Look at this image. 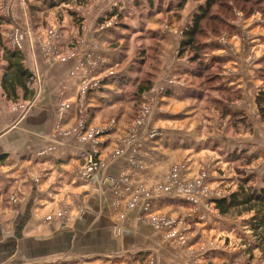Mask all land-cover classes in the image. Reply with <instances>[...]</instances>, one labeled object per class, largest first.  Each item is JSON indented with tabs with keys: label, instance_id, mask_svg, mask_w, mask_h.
Wrapping results in <instances>:
<instances>
[{
	"label": "crops",
	"instance_id": "crops-1",
	"mask_svg": "<svg viewBox=\"0 0 264 264\" xmlns=\"http://www.w3.org/2000/svg\"><path fill=\"white\" fill-rule=\"evenodd\" d=\"M91 2V10H85L86 17L80 23L83 33L74 38L77 45L72 49L67 46L66 35L72 33L74 27L60 25L52 13L46 22L49 27L58 26L59 36L46 35L48 26L45 30H37V34L32 33L28 24L23 26L21 23L22 27L17 28L22 67L35 85L29 96L24 97L21 90H17L19 100L13 108L7 107L5 100L0 102V194H6L10 186L17 183L23 188L15 203L6 207L0 203V264H140L146 253L149 264H182L184 259L187 261V255L172 249L170 243L163 240L162 233L144 220L142 206L149 199L137 192L138 200L128 213L124 211L125 203L138 185L147 183L152 165L183 159L175 154L177 152L197 154L205 146H213L225 157L233 147L246 151L248 146L247 138L230 143L226 139L228 136H220L219 132L217 137L215 131L211 136L199 134L198 123H195L199 110L187 104L189 101L201 102L202 96L183 97L178 93L163 96L160 93L166 88L169 77L183 66L174 60L178 40L166 31H163L166 49L160 55L159 79L152 91L140 98L146 105L158 102L160 109L151 113L150 118L153 115L160 123L155 128L159 136L156 142L149 143L144 134L135 133L132 139L137 140L135 149L132 145H124L127 129L120 124L121 115L115 111L121 104L134 103V94L130 90L138 79L130 74L132 63L124 68L130 61L125 64V59L121 63L124 54L106 47L114 44V36L122 38V35L110 29L100 31L96 25L98 19L117 8L120 1L100 0L95 5ZM16 4L22 6L21 1ZM244 28V31L251 32L247 24ZM230 39L224 38L220 51V60L226 64L225 72L232 69L221 77L222 85H240L242 98L237 106H227L231 113L253 115L251 84L254 78L244 70L241 46L237 47ZM249 39L246 47L250 50L246 55L253 63L257 48L253 43L258 37L253 35ZM167 48L170 49L168 53ZM109 67H115L112 76L106 75ZM99 80H103L100 90L83 94L86 83ZM27 85L30 87L29 83ZM2 93L7 99L3 90ZM83 98L86 99L87 117L79 126L77 109ZM61 104L67 108L59 119ZM210 111L206 112L208 127H216L218 114ZM110 117L115 118V123H108ZM147 124L151 125L150 122ZM90 130L98 132L87 137ZM220 138L222 141L218 142ZM92 150L97 151L103 169L96 179L86 183L79 177V169ZM114 180L118 181L116 188H120L123 201L116 210L115 193L118 189L115 190L112 184ZM167 198L175 199L172 196ZM152 199L151 214L171 207L167 199L158 205ZM189 210L187 208L186 212ZM118 216H122L121 221ZM115 222L122 229L119 236H115L111 229ZM34 257L39 260L33 263L31 258Z\"/></svg>",
	"mask_w": 264,
	"mask_h": 264
},
{
	"label": "rangeland",
	"instance_id": "rangeland-1",
	"mask_svg": "<svg viewBox=\"0 0 264 264\" xmlns=\"http://www.w3.org/2000/svg\"><path fill=\"white\" fill-rule=\"evenodd\" d=\"M15 1L0 0V81L7 65L4 59L6 56L5 52L16 51L22 53V50H20V33L17 29L22 27L21 23H23V26L28 24L33 34L45 30L48 26L45 30L46 35L49 34L51 37L54 35L59 36L60 29L58 26L49 27L48 22H46V18L50 16L49 13H52L53 19H57L60 25L68 24V26L74 27L73 32L66 35L68 40L67 46L72 49L77 45L73 41L74 38L83 33L81 29L83 25H80V23H83L86 17L85 10H91L90 2L92 0H88L87 3H84L83 0H17L18 4L19 1L22 3L20 7ZM118 1H120L118 7L112 8L111 12H105L98 19L96 25H98L100 31L110 29L114 30L116 34L122 35V38L114 36V44H107L105 46L107 48L118 49L124 54L121 63L125 59V64L130 61L127 66L124 65V68H127L132 63L133 66L130 67L132 69L131 75L138 78L140 82L151 79L152 86H156L162 66L160 55L166 49L165 42L163 41V35L165 34L163 31L170 33L171 37L178 40L176 49L174 50V60L179 61L183 66L180 69L178 68L169 77L170 79L166 84V92L169 95H176L178 93L183 97L190 95L187 93L190 90L204 93L201 102L189 101L187 104L192 109L199 110L195 123H198L197 129L200 135L211 136L212 132L215 131V137L218 136L217 133L219 132L220 136H228L226 139L230 143L233 140L240 141V139L246 138L248 140L246 149L245 144L243 145V149L246 151L243 150V152L240 150L241 148L233 147L231 152L226 153L225 157L221 155L219 149L203 145L205 148L199 150L197 152L198 155L191 151H180L175 154L180 155L183 159L175 163L168 164L166 161V163L160 162L159 164L152 165L150 169L152 170L151 175L147 183L138 185L137 190L125 203V213H128V210L133 208L137 202L138 197L136 195L139 191L149 199L148 203H150V200H153L152 197L157 201V205L159 202L167 199L166 201L171 205V209L168 208L167 211L161 210L151 214L150 210L153 206L148 208L146 206L148 203H145L142 206V213L145 215L144 220L146 223L151 228H156L157 231L161 232L163 240L170 243L172 249L187 255V261L184 259V262H181L182 264H264V249L261 250L259 247L256 249L257 240L253 237L250 225L248 224L255 213H243L240 217L233 215L232 217L225 218L215 210L213 202L215 199H223L229 197L232 193L238 192L239 186L243 181L246 183V188L250 187L255 191L264 190V120H262L258 106L255 103L257 96L264 86L263 13L258 12V7H253L257 12H254L251 16H246V14L240 13L237 9L233 13L232 10L216 6L212 12L218 13L231 21V24H233L232 31L234 32L228 33L224 31V28L219 27L222 29L220 36L209 37L207 41L201 39L206 44H216L214 50H207L203 54L204 61L206 63L210 61L207 72L203 73V70L198 69L202 67L200 62L190 63L187 54L182 55V58L178 57L179 43L183 37V32L190 27L192 15L196 12L197 5L200 3L193 0ZM136 1H138V5L134 4ZM231 1L233 2V0ZM96 2L92 1L91 5H95ZM180 5L183 6L180 8ZM150 6H153L152 9H149ZM261 6L264 8V2ZM246 9H250V6L247 5ZM114 10L116 12H112ZM243 23L248 25L247 29H251L249 30L251 32L244 31ZM208 28L210 29V27ZM253 35H257L258 39H254L256 42L253 44L257 48L253 55L254 62L252 63L251 60L248 61V56L246 55L250 50L247 49L246 43ZM226 37L231 38L230 40L237 47L238 45L241 46V58L244 62V70L254 78H252L253 83L251 84L254 91L255 106L253 115L242 112L236 114V112H233L236 115L235 117L224 116L223 118L222 107L209 100L211 98L223 99L225 97V95L211 90L213 83H210L211 80L209 79L213 78L215 80L216 77H223V75L228 74L232 70L230 68L227 69L229 72H225V62L213 61L221 59L220 51L223 49L222 44ZM70 40L71 42H69ZM218 47L221 48L219 49ZM168 52H170L169 48H167L166 53ZM170 56L169 59H171ZM105 72L106 75L112 76L115 73V67H109ZM128 81H131L130 78ZM28 82L30 90L33 89L32 87L35 85V82L31 76ZM224 86L232 89L233 92L228 97L233 100L240 93L239 100L228 103L229 106L233 104L237 106V103L242 98L241 86L238 85L237 87L231 83ZM2 90L0 83V102L4 103L2 100H5L8 104L7 107L13 108L18 102L3 97ZM132 91L131 89L130 92ZM152 93L155 92L153 91ZM164 95L168 94L165 93ZM139 101L121 104L115 111L116 114L121 115L120 124L127 129V134L123 137L124 145H132L131 147L134 149L137 140L136 138L135 140L132 139H134L135 133L144 134L150 140L148 141L149 143L156 142L159 136V132L155 128H158L160 123H158L157 119H154L155 116L152 115L150 118L151 113H157L156 110L160 109L158 102L153 101L146 105L140 99ZM85 102L86 99L84 98V102L77 109V123L79 126L84 124L83 121L87 117ZM211 109L216 111L219 121H217L216 127L210 125L209 128L206 112H212L210 111ZM123 114L125 115L122 117ZM110 118L112 119L108 123H115V118ZM152 119H154L156 124L152 122ZM147 122H150L151 125L149 126ZM97 132L90 130L87 137H91ZM212 139L215 138L212 137ZM218 140H220L218 142L222 141L221 138ZM133 141L135 142L131 144L130 142ZM114 153L116 154L117 151ZM230 153L234 157L238 156V159L233 160L230 157L232 155H229ZM97 161L98 165L96 164V166H87L85 162L81 165L79 175L87 171L91 175V180L86 183H91L102 171L103 163L99 156L97 157ZM164 163L166 167H164ZM0 174H2V169H0ZM112 182L115 190L118 189L117 194L115 193V199L117 200L114 209L116 210L120 208L123 201L121 199L120 188H116L118 187V181L114 180ZM11 189L12 191L10 192ZM22 193L23 188L18 183L15 186L12 185L6 194H0V203L4 207L10 206V203H15L14 201L18 200ZM169 196L175 199L169 200L167 198ZM187 208L190 210L186 212ZM121 219L122 216H118V220L121 221ZM169 224L173 227V230L167 228ZM111 229L115 236H119L122 232L121 227L116 222L112 225ZM143 258L140 264H149L147 253L144 254ZM178 258L180 259V257ZM31 259L33 263L35 262L34 260H39L36 257Z\"/></svg>",
	"mask_w": 264,
	"mask_h": 264
},
{
	"label": "trees",
	"instance_id": "trees-1",
	"mask_svg": "<svg viewBox=\"0 0 264 264\" xmlns=\"http://www.w3.org/2000/svg\"><path fill=\"white\" fill-rule=\"evenodd\" d=\"M87 1L88 0H83L84 3H87ZM193 1H196L200 4L197 5V10L192 15V22L190 24V27L183 32V37L179 43L178 57L182 58V55L187 54V57H189L188 58L189 62L190 63L200 62L202 67H199L198 69H201L203 70V73H206L210 65V61L206 63L203 59L204 58L203 54L207 50L209 51L212 49L214 50L216 48L215 47L216 44L213 43L214 46L209 45L208 43L206 44L205 41H207L209 37L220 36V34H222V29L219 27L224 28L225 30L224 29L223 30L225 32L228 33L234 32L232 31L233 24H231V21L225 19L224 16L218 13L212 12V10L216 6H219L225 8L226 10H232L233 13L234 11L236 12L237 9L238 11H240V13H244L246 14V16H251V14L257 12L255 9H253V7H258V12H262L263 13L262 16H264V8L261 6L264 0H233V2L231 0H193ZM137 2L138 1H136L134 4L136 5ZM247 5L250 6V9H246ZM182 6L183 5H180V8ZM152 7L150 6L149 9H152ZM112 12H116V10ZM208 27H210L211 30ZM208 30H210V32H208ZM201 39L205 41L203 42V40ZM5 53L6 56L4 59L7 65L5 67L6 68L5 73L1 78L0 83L3 91L5 92L6 97L13 101L18 100L19 99L17 95L18 89L21 90L24 97L26 95L28 96L32 95V91L29 89L27 85V83H29L28 81L30 75L27 73L24 67H22V60H23L22 54L16 51L13 52L7 51ZM213 61L216 62L220 61L221 63H223L220 59ZM209 80H211L210 83L211 82L213 83V86L211 87L212 91H216L219 94L225 95L223 99L211 98L209 100L222 107L221 112L223 118L224 116L235 117L236 115L231 113L227 104L231 101L234 102L239 100L240 93L236 95L234 98L235 100H233L228 97L231 96L233 92L232 89L226 88L224 84L222 85L221 77L220 78L216 77L215 80H213V78H210ZM151 88H152L151 79L144 80L142 82H140V80L138 79L136 85L132 89L133 90L132 93L134 94L133 95L134 100L138 102L142 96L146 95V93H148L149 90H151ZM165 93L169 94L167 92ZM187 93H189L190 96H194V95L202 96V97L204 96L203 95L204 93L201 91L197 92L195 90L194 91L190 90V92ZM255 103L256 106H258V110L260 116L262 117V120H264V86L262 88V91L257 96ZM231 155L232 156L230 157L233 160L238 159V156L234 157L233 154ZM245 185L246 183L243 181L239 186L238 192L232 193L229 195V197L223 199H215L213 201L214 208L216 211H218V213L222 217L225 218L232 217L233 215H235V217H240L242 216L243 213L254 212L255 215L251 219V221H249L248 224L250 225V230L252 232L253 237L255 238V240H257L255 245L256 249L259 247L261 250H263L264 249V190L255 191L250 187L246 188Z\"/></svg>",
	"mask_w": 264,
	"mask_h": 264
},
{
	"label": "built area",
	"instance_id": "built-area-1",
	"mask_svg": "<svg viewBox=\"0 0 264 264\" xmlns=\"http://www.w3.org/2000/svg\"><path fill=\"white\" fill-rule=\"evenodd\" d=\"M16 47L18 48V46L16 45ZM19 49V48H18ZM102 82L103 80H99L96 82H89L86 83L84 88V93H87L89 91H98L102 88ZM167 87V86H166ZM166 89V88H165ZM162 90L160 93H162L163 95L165 94L164 92H166V90ZM84 102V98L81 100L80 105ZM67 108V105H62L59 109V119H61L63 117V115L65 114V110ZM97 151L96 150H92L90 153L87 154V156H85L84 158V162L86 163L87 166H96V164L98 165V161H97ZM79 177L84 181V182H88L91 180V175L89 174V172H84L81 175H79ZM151 201V200H150ZM148 208H150V203H148L146 205ZM167 228H169L170 230H173V227H171V225L169 224V226H167Z\"/></svg>",
	"mask_w": 264,
	"mask_h": 264
}]
</instances>
